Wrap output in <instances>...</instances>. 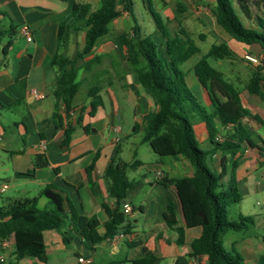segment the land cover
<instances>
[{
    "label": "crops",
    "instance_id": "crops-1",
    "mask_svg": "<svg viewBox=\"0 0 264 264\" xmlns=\"http://www.w3.org/2000/svg\"><path fill=\"white\" fill-rule=\"evenodd\" d=\"M146 1L143 7L147 8ZM210 1L213 4V15L215 0ZM75 3L88 4L92 11L101 7V0H0V164L2 160L10 164L7 168L10 179L0 183V188L7 186V189L0 194L11 192L8 197L0 198V206L7 207L15 202L36 199L37 207L44 209L49 205V200L42 195L46 188H54L62 195L67 221L63 231H70L69 238L65 241L62 232L57 230L44 233L47 251L45 264H81L80 258L92 264H135V261L143 257V248L158 257L155 264H207L206 257L199 259L191 254V244L201 236V228L186 227L175 185L160 183L166 176L173 179L192 177L194 167L190 161L179 155L159 156L152 148L156 157L151 159L150 164L137 159L138 149L134 151L133 162L125 161L122 157L124 152L120 142L135 135H144L149 116L157 109L153 100L144 92L137 74L130 71L126 63V53L119 35L131 33L133 25H129L128 21L133 18L123 11V0H118L121 16L112 22L113 29L96 43L94 53L103 56L102 63L91 74L83 70L79 73L82 86L74 102V131L69 144H64V128H58L51 121L59 107L63 124L68 122L62 101L54 96L59 73L58 68L52 65V59L58 53L72 58L70 54H76L85 41L84 32L72 34L68 46L59 50L61 24L71 14ZM179 4L183 3L179 2L177 7ZM164 5L169 8L166 1ZM186 10L185 6L181 13ZM263 11L264 4L262 8H257L253 2L249 15L244 14L253 29H258L257 17L264 19ZM172 17L176 18L174 15ZM167 18L171 22V17ZM14 25L17 29L14 37H11L9 31ZM23 26L30 29L32 41L29 42L23 36ZM208 29L223 40L218 44L225 43L233 50V57L252 56L262 64L259 68L262 77L260 95L246 91V85L257 66L252 65L255 71L245 78L239 74L232 78L222 72L224 78L239 91L242 105L251 113L243 123L254 145H246L242 154L237 156L241 162L235 174L243 199L229 210L230 220L250 216L254 223L244 231L225 234L222 243L229 253H238L244 264H264V154L259 150L260 138L264 139V54L257 46H246L232 39L217 24L214 15ZM155 32L156 28L154 35ZM143 34L146 35L145 32ZM77 44L78 49L75 47ZM160 51L165 57V47H161ZM208 51L201 50L203 55ZM200 58H191L195 61L185 72L188 82L198 88L199 97L196 98L203 103L201 105L198 102L203 110H193L190 106L184 109L194 127L199 145L209 150L213 148V134L222 141L228 128H223L216 118L212 119L215 129L208 123V117L213 116L216 105L193 73V67ZM232 58L228 59L231 63ZM95 79L102 83L99 92L102 104L91 114L88 92ZM35 92L43 98H37ZM8 112L13 115L12 119L5 116ZM4 119L7 121L4 122ZM116 135H123V138L120 140ZM116 151L119 152L118 158L125 163L141 162L140 166L129 167L126 172L142 171L144 182L129 195L128 204L132 208L128 215L130 232L123 233L124 236L116 241L93 245L71 231V206L78 215L77 224L80 229L87 226L88 219L96 217L101 223L100 234L105 233L107 216L102 205L111 202L104 173ZM40 155L44 156L49 165L31 173L35 159ZM210 158V169L220 173L222 154L216 152ZM232 170L233 162L227 166L228 173ZM126 177L129 181L135 180H130L127 174ZM140 194V201L135 205L132 198ZM171 203L175 207L178 226L185 230V241L182 244L177 243V232L169 228L165 220V213ZM1 253L0 258L3 256L4 259L11 255L13 260L9 264H44L34 258L18 262L12 240L2 243Z\"/></svg>",
    "mask_w": 264,
    "mask_h": 264
},
{
    "label": "trees",
    "instance_id": "trees-1",
    "mask_svg": "<svg viewBox=\"0 0 264 264\" xmlns=\"http://www.w3.org/2000/svg\"><path fill=\"white\" fill-rule=\"evenodd\" d=\"M254 1L257 8H262L264 0H215L213 15L217 24L232 39L246 46H257L264 54V19L257 17L258 29L248 28L242 23L235 7L237 4L242 13L248 16ZM146 2L147 10L156 26L155 35L159 38L154 34V39L143 34L134 17V0H123V11L133 18L135 24L131 33L124 32L119 35L130 71L137 74L144 92L157 108L149 116L142 142L148 143L159 156L179 155L190 161L194 167L192 177L173 179L166 176L160 180L163 185H175L186 227L202 230L201 236L191 244L192 256L199 259L206 257L207 264H244L238 253L226 251L222 238L229 232L244 231L254 223L253 217L250 216H240L235 221L229 217L230 208L243 199L235 171L241 162L237 156L242 154L244 147H254L243 123L251 113L242 105L239 91L224 78L221 71L209 63L211 58L217 61L230 59L234 52L227 44L221 43L213 45L203 55L190 32L181 23H178L177 30L173 32L169 28L170 22L157 11L153 1ZM177 8L181 13L185 6L179 4ZM120 16L118 0H101V7L97 11H92L88 4L75 3L71 14L61 24L59 50L68 46L72 34L85 33L84 45L77 50L74 57L58 53L52 59V65L58 68L59 73L54 96L58 101H62L68 122L63 124L59 107L56 108L51 121L58 128H64L66 145L69 144L74 131L70 113L82 86L79 73L83 70L86 74H91L94 68L102 63L103 56L94 53L96 43L110 33V24ZM16 29V25L10 29L11 37H14ZM10 45L11 43L8 48ZM161 47H165V57L160 51ZM198 56L201 58L193 67V73L210 93L216 105L213 116L208 117V123L215 129L212 119L216 118L223 128H228L222 141L213 134V148L209 150L200 147L194 127L184 109L190 106L193 110H203L188 84L187 72L181 68L188 60ZM261 79V70H256L246 85V91L260 95ZM101 87L102 83L98 79L93 80L88 92L91 114L102 104L99 94ZM79 120L80 118L76 123ZM260 141L259 150L264 154V139L260 138ZM216 152L222 154L220 173H214L208 165V157ZM118 153L115 152V157L104 173L111 202L102 205L107 216L105 233L100 234L101 223L96 217L88 219L87 226L80 229L77 224L78 215L71 206V231L93 245L110 241L120 233L128 234L131 230V222L128 214L124 212L122 202L128 201L129 195L140 188L143 182L129 181L126 170L140 166L141 162L125 163L118 158ZM231 162L233 170L228 173L227 166ZM48 165L44 156H37L31 173ZM42 195L49 200L48 207L44 209L37 207L36 199L15 202L7 207L0 206V248L2 243L12 240L18 262L34 258L41 263H47L44 241V233L47 231H61L65 241L69 238L70 231H63L67 225L64 217L65 199L51 187L46 188ZM165 220L169 228L177 232V243H184L185 230L178 226L173 203L165 213ZM157 260L158 257L154 253L143 248V257L134 263L155 264Z\"/></svg>",
    "mask_w": 264,
    "mask_h": 264
},
{
    "label": "rangeland",
    "instance_id": "rangeland-1",
    "mask_svg": "<svg viewBox=\"0 0 264 264\" xmlns=\"http://www.w3.org/2000/svg\"><path fill=\"white\" fill-rule=\"evenodd\" d=\"M155 8L157 11L162 15V17L167 20V16L171 17V22L169 23V28L174 32L178 28V23H182L186 28L190 31V34H192L193 39L196 41V43L199 45L201 50L208 51L210 48L223 41L221 38L218 36H215L212 34L208 26L210 22H213V15L211 12V9L213 7V4L211 3L210 0H152ZM167 2L168 7L166 8L164 5V2ZM143 2L145 0H134L135 7H134V17L139 24V26L142 28V31L145 32L147 36H151L154 39L153 33L155 31V24L153 21V18L151 17L150 13L148 12L146 7H143ZM179 2H182L186 6V11L184 13H177V4ZM235 7L237 9L238 15L242 21V23L246 27H251L253 26L250 24L249 20L246 19L245 15L242 13V11L239 9L238 5L235 4ZM175 16L176 18L172 17ZM129 25H134L133 19H130L128 21ZM110 29H113V23L110 24ZM76 49L79 48L78 44L75 46ZM72 57L75 55V52L70 54ZM247 56V55H246ZM245 57H238L236 58L233 57L232 63L228 59L224 60L223 62L217 61L213 58L209 59V63L219 71L223 72L224 75H229L232 78H235V74L241 75L242 78H245L248 74L252 73L255 71L252 67L257 66V70H260L261 61L257 59V63H253L249 61ZM235 60V62L233 61ZM194 59L188 61L186 64L181 66V68L184 71H187L189 67L194 63ZM253 65V66H252ZM229 76H227L229 78ZM232 81V80H231ZM192 92L196 97H199L197 94L198 88L196 86H193L191 82H188ZM201 105L203 103L200 100H197ZM5 116H7V119L10 117L11 119L13 118V115H11L9 112L5 113ZM7 120L4 119V122ZM12 128V127H11ZM14 129V128H13ZM128 131V130H127ZM126 131V132H127ZM131 131V130H130ZM8 135L9 132H7ZM131 133V132H130ZM118 139L121 140L123 138V135L119 136L116 135ZM143 135H135L132 136V138L128 139L125 138L123 139L120 143L122 145L123 149V155L122 157L124 158L125 161L133 162V156H134V151L138 149V156L137 159L142 160L145 163H151V159L156 157V155L153 153L151 147L147 143L142 142ZM142 142V143H141ZM200 147L204 150H207L203 145H200ZM211 156L208 157V163L210 162L209 160ZM1 170H0V183L3 180H8L10 179V172L8 171V166H10L9 162L2 160L1 162ZM142 171H135V170H128L126 172L128 178L130 180L135 179L138 181H143L142 178ZM11 195V192H7L6 194H0V198H5ZM141 198L140 195H135L134 198H132V201L135 205H138L139 201ZM2 253L0 254V256ZM13 259L11 258V255L8 256L6 259L3 258V256L0 258V264H9L10 261Z\"/></svg>",
    "mask_w": 264,
    "mask_h": 264
},
{
    "label": "built area",
    "instance_id": "built-area-1",
    "mask_svg": "<svg viewBox=\"0 0 264 264\" xmlns=\"http://www.w3.org/2000/svg\"><path fill=\"white\" fill-rule=\"evenodd\" d=\"M21 31H22L23 36H25L26 39H27L29 42L32 41V33H31L30 29H29L27 26H23L22 29H21ZM246 58H247L249 61L253 62V63H257V59L254 58V57H252V56H246ZM34 94H35V96H36L37 98H39V99H42V98H43V96L38 95L36 92H35ZM70 114H71L72 117L75 116V114H74L73 111H72ZM118 130L120 131L121 128H119ZM6 189H7V186H3V187L0 188V192H4ZM123 206H124V212H125L126 214H128V215L131 214V212H132V208H131V206H130L129 204H125V205H123ZM123 236H124V234H123V233H120V234L116 235V236H115L112 240H110V241H116L118 238H121V237H123ZM79 262H80L81 264H89V263H90L89 260H86V259H84V258H80V259H79Z\"/></svg>",
    "mask_w": 264,
    "mask_h": 264
},
{
    "label": "water",
    "instance_id": "water-1",
    "mask_svg": "<svg viewBox=\"0 0 264 264\" xmlns=\"http://www.w3.org/2000/svg\"><path fill=\"white\" fill-rule=\"evenodd\" d=\"M254 3H256V1H254ZM129 201H123L122 204L125 205V204H128Z\"/></svg>",
    "mask_w": 264,
    "mask_h": 264
}]
</instances>
